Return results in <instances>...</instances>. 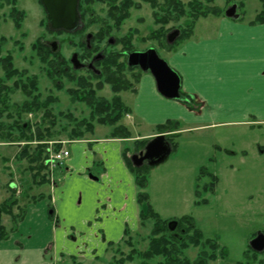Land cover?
<instances>
[{
  "label": "rangeland",
  "instance_id": "1",
  "mask_svg": "<svg viewBox=\"0 0 264 264\" xmlns=\"http://www.w3.org/2000/svg\"><path fill=\"white\" fill-rule=\"evenodd\" d=\"M232 5L237 6L238 20L242 22L255 23L262 17L261 0H79L83 28L74 34H59L48 30L39 0H0V57H11L13 67L19 73L8 81L0 68V95L7 96V109L0 103V206L3 207L0 232L8 235L3 242H11L16 248V252H8V259L19 261L18 250L22 251L24 247L34 249L49 242L54 248L63 249L62 253L70 249L71 256L64 254L60 264L88 263L73 259L78 258L77 253H83L85 260L89 261L88 251L80 248L81 237L65 234L63 238L59 232L54 237L53 232L35 224L38 216L32 212V207L50 205V180L52 175L56 181L61 177V167L50 164L51 151H57L61 142L111 139L109 133L113 127L99 125L100 117L93 114L98 101L110 104L114 98H119L131 114L133 94L144 73L127 67L126 54L153 48L159 58L168 64V55L193 37L196 25L216 24L227 19L225 10ZM13 9L24 14L18 29L10 16ZM119 11L125 13V18L116 21L121 14ZM101 30L106 35L98 41L96 37ZM175 30L180 32V36L168 45L166 36ZM88 34L95 39L91 42V38L89 48L86 44ZM111 40L112 44L109 43ZM45 42H57L60 50L56 56L46 55L42 62L35 46ZM73 54L79 57L80 62L84 60L87 63L102 54L103 59L94 63L99 75L86 70H73L70 64ZM51 62L60 64V71L64 72L62 75L59 72L58 81L50 75L52 71L47 64ZM108 79L124 80L130 87L114 93L105 82ZM32 81L35 87L25 91L23 86ZM83 81L87 87L80 85ZM88 91L93 92L90 104L82 99L88 97ZM49 99L53 102L48 103L47 108L42 106ZM35 103L40 107H33ZM130 114L114 124V127L120 126L129 132V138L122 140V149L128 159L138 154L136 150L143 149L136 144L142 141H134L136 135L156 133L155 128H140L132 123ZM88 124L92 126L90 133L86 127ZM21 126H26V130H21ZM75 126H79L82 139L67 138ZM184 129L187 128L179 123L176 126L178 136L172 138L174 133L163 134L166 141L172 138L175 150L161 164L149 167L146 192L152 195L154 208L160 211L159 218L164 221L191 218L204 241L217 239L220 248L226 251V259L217 257L212 262L207 258L211 254L209 248L203 245L193 247L188 243L182 256L192 264L201 257L202 251L206 253L203 256L205 264L264 262V253L255 254L248 249L252 237L257 232H264V126L216 125L192 132H184ZM41 133L44 137L54 138L24 140L28 135L36 137ZM36 146L44 148L42 170L30 164L29 157L23 158L20 154L28 148L25 152L30 156ZM70 146L66 148L69 150ZM201 170L206 174L202 175ZM211 175L217 178L212 192L205 190L211 183ZM158 176L168 178V183L162 188L156 186ZM46 181H50V187L42 184ZM50 206L46 209L45 222L54 226V219L49 216ZM129 226L127 231L131 245L126 243L128 238L122 236L120 240L124 242L109 246L105 258H101L102 253L97 251L95 256L99 257L98 261L92 260L89 264L125 260L131 249L144 252L152 224L147 223L145 228H140L138 224L135 230L131 222ZM84 244L90 250L92 243ZM8 249L14 251L12 247ZM20 264L28 262L21 259ZM124 264H140V260L134 257L132 262Z\"/></svg>",
  "mask_w": 264,
  "mask_h": 264
},
{
  "label": "crops",
  "instance_id": "2",
  "mask_svg": "<svg viewBox=\"0 0 264 264\" xmlns=\"http://www.w3.org/2000/svg\"><path fill=\"white\" fill-rule=\"evenodd\" d=\"M168 64L180 78L183 100L161 96L153 77L144 73L130 106L132 123L154 129L174 121L187 128L184 132L216 125L264 126V24L231 19L198 24L193 37L168 55ZM155 134L136 135L134 141H148ZM122 140L71 144L59 181L54 175L51 178V206L32 207L38 216L37 227H45L54 237L57 232L63 238L65 234L81 237L80 248L88 251L89 261H98L97 251L105 258L109 246L122 242L130 222L134 230L139 227V213L144 210L137 203L135 179L123 157ZM166 183L168 178L161 176L156 186L162 188ZM148 200L156 211L152 195L148 194ZM47 206L51 207L54 226L45 222ZM156 213H160L158 208ZM85 242L92 243L90 250ZM15 250L11 242L0 241V264H20L21 259L28 264H60L64 254L71 256L70 249L62 253L63 249L47 242L18 250L20 259L12 262L8 252ZM77 254L73 259L89 264L83 253Z\"/></svg>",
  "mask_w": 264,
  "mask_h": 264
},
{
  "label": "trees",
  "instance_id": "3",
  "mask_svg": "<svg viewBox=\"0 0 264 264\" xmlns=\"http://www.w3.org/2000/svg\"><path fill=\"white\" fill-rule=\"evenodd\" d=\"M262 2V13L260 16H262L259 20H257L255 23L252 24H264V0H261ZM78 11L80 13L81 16V20L82 22H84L83 19V14L80 10V6L78 7ZM121 12V14L119 15V17H117L116 21H120L121 19L125 18V13L123 11H119ZM10 16L12 18V20L15 22V26L16 29H18V27L20 26L21 20L24 19V14L22 12H19L15 9H13L10 13ZM114 20V19H113ZM59 34H62V32H59ZM106 35V33H104V31H100L97 34L96 39H98V41L102 39V37ZM94 37L92 38L91 42H93ZM176 42V41H175ZM92 44V43H91ZM35 50H37V53L39 55V57L41 58L42 62L44 61V58L46 57V55H52V56H56V54H52L50 52V50L48 48H46L43 44H41L40 46H35ZM91 49L94 51L95 49H93L92 45H90ZM87 50V48H86ZM106 58L110 59V57L106 56ZM105 58V59H106ZM107 60V59H106ZM102 62H105V60H103ZM48 66H50V69L52 71V74L56 81H58V77H59V72L62 75V71H60L62 68L60 66V64L58 63H49L47 64ZM57 66V67H56ZM0 68L3 70L4 75H5V79L6 80H11L14 76L18 75V70L15 69L13 67V62L11 60V57L7 56V57H0ZM50 72V71H49ZM58 76V77H57ZM98 78V77H96ZM105 82L111 86V91L114 93H117L119 91H126V89H128L130 86H127V82L124 80H114V79H108L105 80ZM80 85H84V87H87L86 82L83 81V83H81ZM29 87H35L34 82H29L28 85H24L23 89L25 91H27L26 89H28ZM89 92L88 97L84 96L82 99H84L85 101H87L89 104L91 103V101L93 100V92ZM87 92V93H88ZM186 97V96H185ZM187 98V97H186ZM90 99V100H89ZM188 99V98H187ZM0 100H1V105L7 109V96L6 95H0ZM53 102V100L49 99L48 102H44L42 106H45V108H47L48 103ZM187 103V102H186ZM92 106V105H89ZM15 106H13L14 108ZM33 107L38 108L40 107V104L35 103L33 105ZM43 108V107H42ZM114 111V112H112ZM93 114H96L98 117H100V122L99 125H108V126H112L113 129L111 130V132L109 133V136L112 139H123V140H127L129 138V132L127 131L126 128L123 127H114L115 123H117V121L119 122L120 119H122L124 116H127L130 114V110L121 103V101L116 98H114L112 100V102L109 103H105V102H101L98 101L96 103V107L93 110ZM109 114L114 115L112 117L108 116ZM122 115V116H121ZM177 122L174 121H168L163 125L157 126L156 132L158 134H166L167 132L169 133H174L172 135V138L174 136H178L177 131H176V126H177ZM26 126H21V130H26L25 129ZM76 128H74L73 131L69 132L67 135V138L70 139H82L81 133L79 131V126H75ZM88 129V133H90L92 131V126L91 124H88L87 126ZM46 134H49L46 131ZM50 135V134H49ZM43 138H54L53 136L51 137H44V134H38L36 135V137H32L30 135L27 136V139L25 138L24 140L27 142L32 141L33 139H37L40 140ZM172 138H169V144L171 147L172 152L175 150V143L172 142ZM71 139V140H72ZM147 143V141H144L142 143H136L137 145H141V146H145V144ZM28 148H24L23 152L20 153L21 156L23 158H28L29 157V161L30 164H35L36 167H38L39 169H43V156H44V148L41 146H36L34 148V153H32L30 156L26 155V150ZM142 150V149H141ZM137 152L140 151L136 150ZM28 153V151H27ZM125 163L127 165V167L129 168L130 172L133 174L134 179H135V186L137 188V203L140 207L145 208L144 210H140L139 213V226L140 228H145L147 223H151L152 224V230L150 231V239H148V246L147 249L144 252H137L135 249H131L128 256L125 258V260H119V261H114L111 264H124V263H129L133 261L134 257H137L140 260V264H149L152 261L155 260H160L157 264H192L191 261H189V259H185L182 256V251L187 249L188 243L190 245H192L193 247H198L199 245H203L207 248L210 249L211 254L208 256L207 258L210 259V261L214 262L217 257L219 258H223L226 259V251L222 248H220L217 239H212V240H203L202 235L195 230L194 225L192 223L191 218H186L183 217L181 219L178 220H168V221H164L162 219L159 218L158 214L155 213L153 211V209L151 208L150 204H149V200H148V194L146 192V187H147V178H148V171H149V167L143 166L142 168L136 169L134 168L129 159L126 157L125 152L123 154ZM201 174L204 175L206 174V172H204L203 170H201ZM211 177V183L209 184L208 187L205 188V190H209V191H213L214 187L217 183V178L214 176H210ZM47 178V177H46ZM49 182H43L42 184H48ZM39 184V185H42ZM41 197L38 198V201ZM35 202V200L33 201ZM3 209L2 206H0V212ZM50 217L53 218V214L50 215ZM173 225L175 226L174 229H170V227H173ZM170 226V227H169ZM192 232V233H191ZM130 233L127 231V229L125 230L124 233V237L128 238V240L126 241V243L128 245H131V241H130ZM8 237V235L4 232H0V241L6 240ZM124 242V241H122ZM112 246V245H111ZM202 247V246H201ZM218 251V252H217ZM201 257L198 258L196 260V262L194 264H205V259H204V255L206 256L205 251H202L201 253ZM241 264V263H238ZM260 264H264V262H260Z\"/></svg>",
  "mask_w": 264,
  "mask_h": 264
},
{
  "label": "water",
  "instance_id": "4",
  "mask_svg": "<svg viewBox=\"0 0 264 264\" xmlns=\"http://www.w3.org/2000/svg\"><path fill=\"white\" fill-rule=\"evenodd\" d=\"M47 20V28L52 33L74 34L80 31L84 24L78 11L79 0H39ZM227 19L238 20L237 6L232 5L226 9L224 13ZM180 36L178 30L172 31L166 36V43L172 45ZM92 36L86 37V44L89 48V41ZM112 44V40L109 42ZM52 54H57L60 46L57 42L43 43ZM126 64L131 70L138 69L142 73L150 74L155 82L157 92L166 99L183 100L180 94V78L168 66V64L159 58L153 48H149L144 52H132L126 54ZM103 59V55L99 54L89 63L80 62L78 56L73 54L70 59L72 69L75 71L86 69L92 71L95 75L99 73L94 68V63ZM172 150L170 144L166 142L164 136H157L149 141L143 151L130 157L132 166L136 169L141 168L145 163L149 167H154L164 162ZM52 212H49L51 214ZM170 227V226H169ZM170 227V229H174ZM250 250L257 254L264 252V234L257 232L255 237L248 243Z\"/></svg>",
  "mask_w": 264,
  "mask_h": 264
},
{
  "label": "built area",
  "instance_id": "5",
  "mask_svg": "<svg viewBox=\"0 0 264 264\" xmlns=\"http://www.w3.org/2000/svg\"><path fill=\"white\" fill-rule=\"evenodd\" d=\"M66 144H67L66 142L59 143V145H61V146H65ZM68 157H69L68 151L62 147L57 152L56 151H51L49 161H50V164L52 166H56V165L58 166L62 162H64Z\"/></svg>",
  "mask_w": 264,
  "mask_h": 264
},
{
  "label": "flooded vegetation",
  "instance_id": "6",
  "mask_svg": "<svg viewBox=\"0 0 264 264\" xmlns=\"http://www.w3.org/2000/svg\"><path fill=\"white\" fill-rule=\"evenodd\" d=\"M88 48V47H87ZM91 48V47H90ZM79 58V57H78ZM80 60V59H79ZM81 62H86L87 63V61H84V60H81ZM82 70H86V69H82ZM87 71V70H86ZM88 72V71H87ZM89 72H91V71H89ZM263 234H264V232H262ZM256 235V234H255ZM255 235L252 237V239L255 237ZM252 252V251H251ZM254 253V252H253Z\"/></svg>",
  "mask_w": 264,
  "mask_h": 264
}]
</instances>
